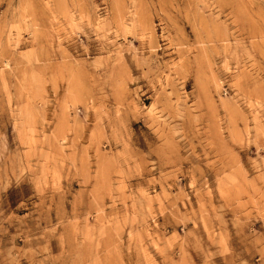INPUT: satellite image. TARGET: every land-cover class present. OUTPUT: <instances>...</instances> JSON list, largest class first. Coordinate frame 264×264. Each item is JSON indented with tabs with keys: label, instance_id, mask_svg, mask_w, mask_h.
<instances>
[{
	"label": "rangeland",
	"instance_id": "rangeland-1",
	"mask_svg": "<svg viewBox=\"0 0 264 264\" xmlns=\"http://www.w3.org/2000/svg\"><path fill=\"white\" fill-rule=\"evenodd\" d=\"M0 264H264V0H0Z\"/></svg>",
	"mask_w": 264,
	"mask_h": 264
}]
</instances>
